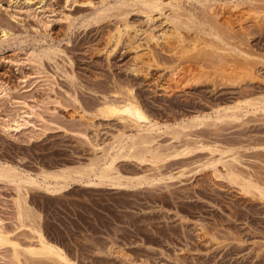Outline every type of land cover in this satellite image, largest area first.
Instances as JSON below:
<instances>
[{
  "label": "rangeland",
  "instance_id": "1",
  "mask_svg": "<svg viewBox=\"0 0 264 264\" xmlns=\"http://www.w3.org/2000/svg\"><path fill=\"white\" fill-rule=\"evenodd\" d=\"M118 2L0 0V41L3 30L9 34L0 45V91L7 94L0 99V163L39 176L87 165L135 133L127 121L98 111L130 91L160 126L152 146L170 156L157 164L120 159L124 175L153 176L131 189L72 183L50 194L29 186L23 191L33 224L19 219L16 186L0 180V226L22 247L36 242L32 229L40 228L74 264H264V197L245 192L225 172L228 166L264 186V19L245 15V30L236 26V38L225 42L183 30L190 50L178 54L147 38L170 29L168 8L150 18L141 5L130 2L121 12ZM255 5L264 15V0ZM124 23L131 39L124 34L109 47ZM145 46L157 61L140 69L136 57ZM245 98L256 107L241 104L238 119L225 117L230 111L223 108ZM21 111L31 118L8 130ZM196 116L206 118L190 119ZM217 158L228 165L218 163L214 172L208 163ZM13 253L0 245V264H62L27 254L18 261Z\"/></svg>",
  "mask_w": 264,
  "mask_h": 264
},
{
  "label": "bare ground",
  "instance_id": "2",
  "mask_svg": "<svg viewBox=\"0 0 264 264\" xmlns=\"http://www.w3.org/2000/svg\"><path fill=\"white\" fill-rule=\"evenodd\" d=\"M130 2L132 4L134 3L141 5L143 9L146 10L145 12L148 14L150 18H152V13L154 12L163 13L164 12L163 10H165L166 8L169 9L168 14L165 13L166 14L165 20L166 22L171 24L170 29L169 30L166 29L167 31L164 29L165 31L164 30L163 32L161 31L162 32L161 35L150 33L147 38L149 42L154 43L156 46H158L160 44L159 42L162 40L161 44L163 43L162 45L166 50H168L171 53L176 52L178 54L179 53L183 54L184 52H187L186 50L189 47L186 44L187 38L183 34V30H186L187 32L188 31L191 32V30H193L197 34L208 33L210 36L214 37L218 41L225 42L228 38L232 39L233 36L234 38H236L237 34H235L234 31L236 26L238 27L239 30L244 29L242 19L245 15L246 16L254 15L255 17L254 16L252 17H254L255 20L260 19L261 21V18L264 19V15H262L259 11L260 8L257 7L258 5L257 6L255 5L256 0H132ZM130 2L128 0H119L117 5V10L120 9L122 6H126V5L128 6ZM216 4H218V6ZM228 5H230L229 8L226 7ZM226 8H228V10ZM120 11L118 12L120 13ZM199 11H202V15L199 13ZM199 14L201 15V17ZM127 23L123 24L124 26L123 28L117 26L114 32L110 35L108 40V43L110 44V45L108 44L109 47H114L115 45H118V42H120L124 34H127L128 38L131 39V35H132L130 33L131 27ZM2 32L3 35H2V40L0 41V45L6 39H8V35H9L8 31L6 30H3ZM194 39L195 37L193 38V40ZM215 39H213V41ZM195 41L193 42L195 43ZM205 41H207L206 38ZM188 42L189 41H187V43ZM193 44L190 43L189 45H193ZM163 47H160L161 50H163L162 49ZM191 47L194 50V47L190 46V48ZM197 50H195V53ZM227 50L229 49L227 48ZM231 50H232L231 52H234L233 49ZM47 51L43 55L49 59L52 53L51 51L50 53ZM204 51L205 50H203L202 52ZM237 51L239 54L240 53H242V55L245 54V51H241V48L237 49ZM228 52L229 51H227V53ZM43 55L41 53V55L37 54L36 56L40 61H42ZM155 57L156 56L154 55L153 50L149 46H145V50L142 53L140 52V54H138L136 57L138 60L136 61L137 63L136 66H138V68L140 69L145 66H147L148 68V66L151 63L157 61ZM221 62L222 59L220 63ZM223 65L226 66L227 64L223 63ZM243 67L245 66L243 65ZM184 73H186L185 70L177 71L175 73V80L177 82H181ZM126 94L127 96L121 97L122 99L120 101L117 100L104 101L102 106L98 108V111L104 117L107 118L116 117L120 120L127 121L130 124V126L135 129V133L126 135L124 138L117 140L109 147L102 149V155L98 157L95 156V158L91 160L90 163H88L87 165L72 167V168L70 167L61 168L51 172L44 171L39 176V175H33L32 173L25 170H20L19 168H16L7 163H0V180L14 184L17 188L18 195L15 200L16 203L15 205L18 208L19 219H21L22 222L24 221L26 222V219L29 220L31 219L30 222H32L31 224H33V222L35 223L36 221L34 220L35 216L33 211L28 207L29 205H27L25 192L23 191L25 190V188L27 190V187L29 186L45 190L50 194H58L64 192L72 183H82L93 186H109L112 188L131 189L137 186H141L142 184L149 183L151 181L150 178H152L153 176L149 178L147 175H139V174L135 176L124 175L117 167V162L120 159H135L141 163L149 162L151 164H157L158 162L163 161L164 158L166 159V157H169L171 154V153H164L160 151L159 148H155L152 146V143L154 141L152 134L154 131L160 129V126L156 121L150 119V116H147V114L141 108L139 102L137 101V99H135L131 91ZM5 96H7L6 92H4V90L0 91V99L4 98ZM254 101H255L254 99L245 98L243 101H241L240 103L234 106L223 108V111L225 113H228V111H230L229 112L230 114H226L225 117L238 119L239 118L238 111L243 110L241 104H245L248 107L249 106L256 107V101L255 102ZM218 114L219 115L217 118H220L221 117L220 114H222L221 110H218ZM31 116L32 113H28L27 111L19 112L16 115V117L11 121V123L7 124V129L11 131H18L21 127L25 125V124L23 125L21 122L22 121L27 122L26 118L29 117L31 118ZM204 118H206V116L205 117L196 116L193 119L192 118L190 119L193 121H197L199 119L203 120ZM184 150L185 149H183L182 152ZM187 151L188 150H186V152ZM181 154L183 153H175L174 155L177 156ZM222 158L220 159L217 158V160L214 159V161L208 163V165H210L213 168L214 172H219L217 168L218 163H223L224 166H226V164L228 163V161L226 160L223 161ZM225 172L229 180L233 183L240 184L242 186L241 187L242 190H244L245 192L252 194L255 192L258 195L264 197V186L260 185V183L257 180H253L252 178H246L245 176H243V174L235 171L234 169L228 166L226 167ZM1 226L3 227V225ZM1 226H0V245H4V246L5 244L11 245L14 252L13 255L18 261H20L21 258L20 255L27 254V255H39L42 257L43 256L48 257L53 260H57V262H60L62 264H74L67 257L66 250H64L58 244L50 241L43 234L40 228H36L35 224H34L35 227L32 229V231L36 236L35 239L36 242L31 243L26 247H22L18 241L13 240L11 238L13 236L10 237L9 236L10 234L8 235V231L6 233L5 230H3L4 228L2 229Z\"/></svg>",
  "mask_w": 264,
  "mask_h": 264
}]
</instances>
